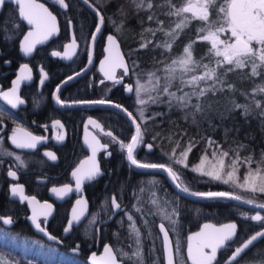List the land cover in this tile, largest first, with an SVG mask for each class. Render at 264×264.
Returning <instances> with one entry per match:
<instances>
[{"label": "snow or ice", "instance_id": "snow-or-ice-1", "mask_svg": "<svg viewBox=\"0 0 264 264\" xmlns=\"http://www.w3.org/2000/svg\"><path fill=\"white\" fill-rule=\"evenodd\" d=\"M8 2L10 0H0V11L4 9ZM14 2L17 5L19 17L32 27V30L28 31L27 35L23 37L22 43L23 52L26 55H31L37 44L43 43L56 34L57 18L43 4L37 3L36 0H14ZM85 2L87 3L89 0H85ZM112 2L113 0H102V5L106 6ZM54 3L59 4L63 8L69 7V3L66 0H54ZM130 3L137 13L141 11L148 12L147 20L156 24L155 28L143 29L140 48H148L152 44L154 49L161 48L170 53L173 44L179 39L184 30L191 26L193 21L199 22L195 29L197 37L196 40H192L185 45L182 52L174 56L169 62L159 61L163 67L156 71L148 73L141 71L138 73L135 71L138 67L137 61L131 60V71L135 74L136 80L134 84H128L127 91L134 93L135 104L141 106L138 109L139 115L134 116L133 112L120 104H114L113 106L121 109L130 118L134 125L135 134L130 136V142L127 143L123 140H117L113 137L112 132H108L107 135L113 137V140L119 143L122 150H126L127 160L132 165L143 170L163 171L175 187L182 192L201 198L243 199L244 203L253 204L258 208L264 209V202H258V196L264 194V151H261L257 160H254L252 155L241 157L239 151H234L230 156L229 151L223 150L218 142L210 136H201L206 147L201 150L202 155L199 156V163L190 169L193 173L230 185L233 189L249 192L252 194L249 197H242V195L233 191L191 192L181 179L179 171L174 170L172 165L142 162V160L137 159L135 154L140 145H145L149 150L154 147L153 143L145 144L144 135L146 129L142 127L141 121L147 124L148 121L156 116L164 117L167 115L164 112L146 115V109L150 105L166 104L169 111L173 109L181 110L184 112V119H191L193 124H197V117H204L206 110L211 108L210 98H216L218 95L223 96L225 92L234 96L239 91L229 80L230 73L250 66L251 73L246 79L257 76L264 78V0H180L179 4L175 0H130ZM90 6L93 7L98 16L99 25L102 26L104 24V14L101 12L100 7L94 3ZM154 8L166 9V11L161 13L162 15L176 18L171 28H164V21L159 19L155 12L152 11ZM118 11L122 17L125 16L122 6H118ZM9 23L6 20L3 22V26L0 27V31L4 33V40L11 39L8 33L18 27L14 22H11L12 26L9 27ZM113 23L115 22L113 21ZM141 23H143L142 20ZM123 24L124 20H121L120 25L116 28L117 32L121 30ZM100 26L95 28L96 33H100ZM158 32L162 33L166 39L163 42L153 43ZM145 34H148L151 38H146ZM90 39L95 41V36H91ZM107 40L110 44L109 55L101 64V71L108 80L114 83H121L124 77L129 76V63L125 59V54L120 51L116 37L108 35ZM197 40L207 42L210 45L207 52L199 58L194 56V45ZM75 46L76 42L73 37L72 44L68 45L70 51L64 53L65 57L71 58V50ZM132 51L135 52L138 49ZM53 55L59 56L60 53L56 52ZM128 56L131 58L132 52H129ZM118 69L123 70L120 77H117ZM25 79H32L27 65H24L21 69V76L16 81L17 87H14L11 92L2 93L3 98L12 107H17V105L24 103L17 95V88L20 81ZM69 79H72V77H69ZM173 87H175V91L171 90ZM58 91L59 89H57ZM240 94L243 96L249 95L245 92ZM57 101L61 104L65 103L60 100L59 96H57ZM77 103L113 104L110 100L78 101ZM229 103L232 105L229 109L230 114L235 110H242L241 114L246 119L252 115L253 109H259L258 115L261 118V127L264 128V83L255 85L254 91L251 93V103L247 101L238 103L235 99H231ZM226 118L224 116L220 117L221 125H223V121ZM89 123L95 124L96 121L90 119ZM56 124L60 125V122L56 121ZM60 126L62 127V125ZM97 127H99V124H97ZM209 127L216 126L209 121ZM230 131V129L224 128L225 136ZM157 136H160V133H157L152 139L155 140ZM57 138L63 140L64 136L60 135ZM42 139V137L33 136L32 133L17 126V129L12 133L11 143L16 148L33 149L36 147L37 142ZM93 140L94 142L89 145L92 149V156L81 162L79 167L71 173L75 177L77 190H80L85 180L91 181L102 175L96 160V153L99 148L107 147V145H100L95 138ZM196 143L197 141L189 139L185 149L180 152L179 156H177L175 148H173L171 153H164V155L169 157L172 164L183 165L184 169H188L187 158ZM178 146L177 142L176 147ZM240 147H243V145ZM208 149H212L210 155ZM8 154L11 155V153ZM46 155L52 160L57 159L56 155L51 152L46 153ZM16 159L20 161L18 167L24 164L20 156H16ZM253 164L256 166L253 167ZM241 167L245 168L242 175L239 174ZM8 175L13 178L17 177L16 172H9ZM149 183L156 185L158 182L150 181ZM52 191L58 197H64L72 192L73 189L71 185H65L63 188H53ZM144 191V188L140 189V192ZM11 194L12 196H19L21 201L29 200L34 205L31 219L37 229L45 232L46 229L41 226L39 217L44 216L47 218L51 214L52 205H39V209L35 207L39 202L35 196L29 198L24 195V186L22 184H15L11 188ZM110 203L117 210L122 207L115 197L110 199ZM148 203L155 206L156 212L154 214L160 216L161 221H168L172 226L171 230L178 231L176 228L178 220L174 218L179 215L178 206L172 207L171 212L168 211V207L174 201L165 200L161 202L160 197L153 191L150 194ZM76 205L77 207L72 210V218L67 224L66 231L72 228L73 222L78 223L86 211V201L84 199H78ZM135 211L144 215L153 214L151 209L145 210L141 207H136ZM127 219L131 222L129 224L130 235L134 237L135 249L126 252L122 248L114 250L112 246H106L103 256L97 257L93 255V264H146L141 231L136 226L132 214H127ZM250 219L262 222L261 230L256 231L255 234L244 240H234V237L237 236L236 223H227L220 227L205 224L200 232L189 236L187 257L191 260V264H220L217 261V255L221 250L224 252L230 251V255L225 258L223 264H264V249H255L254 246V242L264 238V216L257 213L251 216ZM0 220H3L5 224L14 223L11 217L0 216ZM94 222L95 216L88 221L89 226ZM144 224L147 227V221ZM159 229L163 233L167 264H174V250L172 241L169 239V229L165 228L163 222L159 224ZM50 238L56 239L52 236ZM250 246L254 249V257H260L258 262L254 257L249 258L243 255L246 250L250 249ZM175 251L176 253L180 251L178 240ZM0 264H3L2 259H0ZM8 264H13V262L9 259ZM152 264H158V261L153 259ZM176 264H183V262H176Z\"/></svg>", "mask_w": 264, "mask_h": 264}, {"label": "flooded vegetation", "instance_id": "flooded-vegetation-1", "mask_svg": "<svg viewBox=\"0 0 264 264\" xmlns=\"http://www.w3.org/2000/svg\"><path fill=\"white\" fill-rule=\"evenodd\" d=\"M37 1L43 3L56 16L59 30L54 37L36 45L31 55H26L23 52L22 43L23 37L32 27L19 17L17 5L8 2L4 9L0 11V27L3 26V22L6 20L10 22L9 27L12 26L11 22L18 25L8 33L11 39L4 40V33L0 31V216L11 217L14 221L12 224H5L3 220H0V234H4L7 238L9 236L15 237L16 240L23 241L27 245H35V247H37V244H42L57 251L61 249L65 251L71 260L89 264L87 257L90 253L97 255L102 251L105 244L112 246L109 239L104 237L106 229L108 232L111 231V228L113 230L123 229L131 223L125 215L128 204L126 194L122 192V177H127L130 183L133 184L136 183L138 172H150L162 174L169 184L170 182L160 171L136 168L127 160L126 150H122L119 143L113 140V137L117 140H123L121 132L128 131L130 136L134 135L133 125L124 113L108 104L77 103L78 101L110 100L113 104H120L124 108H127L128 105L133 107V115L138 116L134 94L127 91L128 84H134L136 76L131 71L130 61L122 45V51L129 63V76L124 77L121 83H114L105 80L99 70V63L104 57L105 37L109 33H114L106 31L103 25V29L93 41L91 48L90 37L94 35L97 17L94 29L85 34L73 28L70 10L71 3L74 0H66L69 3L68 8L61 7L59 4L54 3V0ZM76 1L81 3L79 0ZM84 7L86 6L84 5ZM152 11L160 19L164 9L154 8ZM148 14V12L144 14L137 13L133 7L132 20L134 23H132V27L134 32L138 30L139 26L141 31L145 28L156 27L153 21L147 20ZM143 15L144 20L142 21H144V24L140 20ZM158 34L162 33L158 32ZM71 35L75 38L78 46L75 54L71 50L72 54L69 59L65 57L64 53L70 51L69 48H65V45L70 42ZM146 35L148 36V34ZM85 36L86 41L83 40ZM115 36L117 37V35ZM131 49L143 50L144 48L134 45ZM56 52H59L60 55H53ZM135 54L136 51L133 53L134 57ZM135 59L133 58V60ZM24 65L28 66L32 79L20 81L17 95L24 103L12 107L3 98L2 93L11 92L14 87H17L16 81L20 78L21 69ZM86 67H88L87 70L78 74ZM122 71V69L117 70V77L121 76ZM69 77H72V79H69ZM57 89H59L58 92ZM57 96L65 103H59ZM149 114L150 112L147 111L146 115ZM121 117L128 123V127H125V124L123 125V130L120 127ZM90 119L96 121V123L90 124ZM56 121H59L62 127L57 125ZM112 122L114 125H111ZM97 124H99V127H97ZM17 126L32 133L33 136L42 137L43 139L39 140L33 149L16 148L11 143V136ZM108 132H112L113 137L108 136ZM60 135L64 136L63 140L57 138ZM130 136L123 141L130 142ZM89 138L98 139L100 145H107V147L99 148L96 153L102 175L91 181L85 180L80 190H77L75 177L71 173L90 155L86 146L93 143L94 140L90 141ZM146 143L151 142L145 141ZM140 150L148 154L154 151V147L149 150L145 145H140L135 153L137 159L142 160V162H150L148 159L139 157ZM49 152L55 154L57 159L52 160L47 156L46 153ZM8 153H11V155ZM16 156H20L21 160L24 161V164L20 167H18L20 161L16 159ZM9 172H16L17 177L9 176ZM15 184L24 186L25 196L29 198L36 197L39 204L35 207L38 209L39 205H52L51 214L47 218L40 216L39 222L46 229L45 233L55 237L57 241L46 238L45 233L36 228L31 219L34 205L29 200L21 201L19 196H12L11 188ZM65 185H71L73 191L64 197H58L52 191L53 188H63ZM170 186L172 187L171 184ZM172 189L178 193L173 187ZM112 197H115L117 202L121 203V209L117 210L111 205L110 199ZM103 198L106 200V204L101 205L100 202ZM78 199L86 201V214L81 217L78 223L73 222L72 228L66 231L67 224L72 218V210L77 207L76 201ZM215 199L235 203L239 207L236 209L238 211L223 220L205 219L200 221L193 229L185 233L184 239L180 242L182 248L178 252L179 255L178 253L176 255L169 233L173 244L175 264L180 261L183 264H189L185 254L187 235L198 231L204 222L217 225L228 222L236 223L237 236L234 237V240H244L255 234L256 231L261 230L262 222L251 220L250 217L257 213L264 216L263 209L245 207L223 198L196 200ZM93 216H95V222L89 226L88 221ZM155 221L157 228L159 223H164L158 217H155ZM90 228L94 232L91 240H89L87 234ZM254 246L255 249H264V238L254 242ZM228 255H230V251L224 252L221 250L218 252L217 261L223 264ZM243 255L253 258V247L250 246V249L246 250ZM25 256L36 258L34 254H25ZM254 259L258 262L260 257L255 256Z\"/></svg>", "mask_w": 264, "mask_h": 264}, {"label": "trees", "instance_id": "trees-1", "mask_svg": "<svg viewBox=\"0 0 264 264\" xmlns=\"http://www.w3.org/2000/svg\"><path fill=\"white\" fill-rule=\"evenodd\" d=\"M92 4H96L100 7L101 12L104 14V28L106 31H111L117 35L122 48L130 61L136 58L138 67L137 70L148 69L151 71H156L163 67L159 61L169 62L174 56L179 55L182 49L190 41L196 40L197 32L195 31L198 21H193L191 26L184 30L180 35L179 39L173 44L171 52H167L161 48L149 47L148 49L136 51L135 57L133 56L132 47L134 45H140L141 42V31L140 26L136 32L133 29V6L130 0H113L112 3H108L106 6L102 5V0H89ZM179 3L180 0H175ZM177 3V4H178ZM70 18L72 20L74 30L81 31L85 34L90 33L96 24V15L89 11L84 5L74 0L71 3ZM118 6H122L125 12V16H121L118 11ZM166 11V9H164ZM141 11V14H144ZM138 20L140 18H137ZM160 19L164 21V28L173 22L175 17H166L160 15ZM121 20H124L123 27L119 32L116 31L117 26L120 25ZM140 20H144V15ZM113 21L115 23H113ZM144 24V21L143 23ZM153 24V23H152ZM155 25V23H154ZM146 38L148 37L145 34ZM166 37L163 34L156 35L153 43L163 42ZM86 41V36L83 37ZM85 46V45H84ZM149 46H153L150 44ZM210 45L207 42L197 40L194 45V56L199 58L203 56ZM132 52L131 58H129L128 53ZM251 73V67L245 69H238L233 73L229 74V80L233 83L239 90L234 96H231L228 92H225L223 96L218 95L216 98L211 99V108L206 110V115L204 117H197V124H193L191 119H184V112L181 110L173 109L169 111L166 104H159L155 106L156 112L167 113L166 116L160 117L156 116L154 119L148 121L144 124L141 121L142 127L146 129L144 135V141L153 143L154 151L152 153H144L140 150L139 157L143 159H148L150 162L156 163H167L174 167V170H178L181 179L189 187L191 191H205V190H226L235 191L229 185H225L219 181H211L207 177L201 176L198 173H193L190 169L199 162V156L202 155V149L206 147L204 140L201 136H210L212 139L218 142L223 150L229 151L230 156L234 151H239L241 157L252 155L254 160L259 159V154L264 151V128L261 127L260 117L258 115L259 109H253L252 115L248 116L247 119L241 114L242 110H235L229 113V109L232 105L229 103L231 99H235L238 103H244L245 101L251 103V93L254 91V87L257 84L264 83V78L257 76L251 79H246V77ZM175 91V87L171 89ZM187 91V89H185ZM245 92L249 95L243 96L240 93ZM259 98V97H257ZM131 112L134 113L133 107H127ZM155 112V113H156ZM137 109V114H138ZM227 117L221 125L220 117ZM209 121L216 127H209ZM111 122V121H110ZM110 124V123H109ZM128 127V123L120 118V127L123 125ZM111 125H114L112 122ZM224 128H228L231 131L225 136ZM157 133L155 140L152 139ZM186 133V135H184ZM123 140H127L130 136L128 131L121 132ZM170 137V139H169ZM189 139L197 141L196 145L192 148V151L188 155L187 163L189 165L188 169L179 167L172 164L167 155L164 153H171L173 148H175L177 156L180 152L185 149L186 144ZM179 144L176 147V144ZM243 145V147H240ZM212 149H208L210 154ZM253 166H256L253 164ZM244 168V167H241ZM123 183L122 192L126 194V202L128 204V209L126 214H132L136 222V226L141 231V241L143 243V251L145 253L146 264H152V260L156 259L158 264H163L162 257V245L160 234L156 225L155 217L160 216L155 215L156 208L154 205L148 203L151 192H156L157 196L160 197L161 202L174 201V203L168 207V211L171 212L172 207L178 206L177 210L179 215L174 217L178 220L176 228L178 231H172V226L168 221H164L169 233L171 235L174 247H176L177 240L182 242L185 233L193 229L200 221L205 219L210 220H223L235 211H238V205L230 201L215 199V200H196L189 199L180 196L176 193L167 179L162 174L156 173H139L136 177V183H130L127 177H122ZM150 181H157L156 185L149 183ZM144 188V192H140V189ZM239 192V191H238ZM241 193V192H239ZM243 195V194H241ZM260 200L264 201V197H260ZM108 201V200H107ZM101 205L106 204L104 198L101 200ZM136 207H141L145 210L151 209L153 214L144 215L135 211ZM147 221V227H145L144 222ZM107 232V233H106ZM129 224L127 228L115 229L111 228V231L105 230V239H109L112 247L115 250L123 249L126 252H130L135 249L134 237L130 235ZM88 238L91 240L94 236L92 229H88ZM182 247H180L181 249ZM176 252V251H175ZM63 254L64 257L60 256ZM177 255V253H176ZM179 255V253H178ZM68 257L65 251L59 249L56 252L54 259L44 262V260L35 261L36 264H87L86 262H78L65 258ZM35 259V258H31Z\"/></svg>", "mask_w": 264, "mask_h": 264}, {"label": "rangeland", "instance_id": "rangeland-1", "mask_svg": "<svg viewBox=\"0 0 264 264\" xmlns=\"http://www.w3.org/2000/svg\"><path fill=\"white\" fill-rule=\"evenodd\" d=\"M172 26H173V22H171V24L168 26V28H171ZM168 28H166V29H168ZM141 71L143 73L151 72V70H148V69H142V70H139L137 72L139 73ZM135 80H136V78H135ZM136 105H137L138 109L141 107L138 104H136ZM150 106L146 109V113H147V111H149L150 114L155 113L156 112L155 106H157V105H150ZM138 115H139V113H138ZM226 163H227V160H226ZM177 166L183 167V165H177ZM253 167H255V166H253ZM244 171H245V168H240L239 174L242 175L244 173ZM207 178L211 181H214L209 177H207ZM234 190H235V191H233L234 193H237L240 195L243 194L242 195L243 197H249L252 195L251 193L246 192V191L241 190V189H234ZM205 191H216V190H205ZM205 191H202V192H205ZM238 191L241 193H239ZM260 197H264V194H260L258 196V202H264V201L260 200ZM0 240H1V243H0V259L3 260V264H8L9 259L13 262V264H36L35 261H37V260H44V262H47V261L54 259V257L56 256V252H57L56 249L51 248V247H45L42 244H37V247H35V245H27L23 241L16 240L15 237L13 238V237L9 236V238H7V236H5L4 234H0ZM25 254H34L35 257L38 259H36V258L31 259L29 257H26ZM60 256L64 257L63 254H60ZM65 258L71 260V258H69V257L65 256Z\"/></svg>", "mask_w": 264, "mask_h": 264}, {"label": "water", "instance_id": "water-1", "mask_svg": "<svg viewBox=\"0 0 264 264\" xmlns=\"http://www.w3.org/2000/svg\"><path fill=\"white\" fill-rule=\"evenodd\" d=\"M81 3H83L89 10H91L95 15H96V17H97V26H100L99 25V21H98V16H97V14L95 13V11H94V9H93V7H91L90 5L92 4L90 1L89 2H85V0H79ZM10 2H13V3H15L14 2V0H10ZM36 2L37 3H39V4H43V3H41V2H39V1H37L36 0ZM44 5V4H43ZM45 6V5H44ZM46 7V6H45ZM47 8V7H46ZM48 9V8H47ZM54 15V14H53ZM56 23H57V32H56V34L58 33V30H59V26H58V20H56ZM104 25V24H103ZM103 25L102 26H100V28H101V30L103 29ZM96 26V27H97ZM32 29H30L29 31H31ZM101 32V31H100ZM55 34V35H56ZM98 34L99 33H96V32H94V35L93 36H95V38L98 36ZM27 35V34H26ZM55 35H53V36H51L50 38H52V37H54ZM108 35H113V36H115L114 34H112V33H109V34H107L106 35V37H105V45H104V57L102 58V60L100 61V63H99V70H100V72H101V74H102V76L105 78V80H108L105 76H104V73L101 71V64L104 62V60H105V58L109 55V47H110V44H109V42H108V40H107V36ZM116 37V36H115ZM49 38V39H50ZM48 39V40H49ZM47 41V40H46ZM46 41H44V42H46ZM43 42V43H44ZM72 42H73V35H71V40H70V42L69 43H67L66 45H65V48H68V45H70V44H72ZM76 42V41H75ZM116 42H117V44L119 45V49H120V51L123 53V51H122V48H121V44H120V42H119V40L117 39V37H116ZM39 44H41V43H39ZM38 45V44H37ZM77 43H76V46H75V48L72 50V52H73V54H75V52H76V50H77ZM92 46H93V41L91 40V48H92ZM126 59V58H125ZM89 67V66H88ZM88 67H86V69H84L83 71H81L80 73H78V74H81L82 72H84L85 70H87L88 69ZM77 74V75H78ZM111 81V80H110ZM106 105V104H105ZM109 105V104H108ZM114 104H112V106H113ZM122 113H124L121 109H119ZM125 114V113H124ZM126 115V114H125ZM127 116V115H126ZM128 117V116H127ZM129 118V117H128ZM129 120H130V118H129ZM131 121V120H130ZM132 123V122H131ZM133 125V124H132ZM133 128H134V125H133ZM134 134H135V130H134ZM89 140L90 141H92L93 139L92 138H89ZM96 140H98V139H96ZM99 141V140H98ZM88 144V143H87ZM91 143H89L87 146H86V148L89 150V152H90V155L86 158V159H88L89 157H91L92 156V149H91V147H89V145H90ZM85 159V160H86ZM96 160H97V158H96ZM84 161V160H83ZM155 171H159V170H155ZM161 173H163L167 178H168V180H169V182H170V184L172 185V187L180 194V195H182V196H184V197H187V198H192V199H211V198H201V197H198V196H193V195H191L190 193H185V192H182V191H180L178 188H176L175 187V185L173 184V182L169 179V177L167 176V174L166 173H164L163 171H160ZM86 181H88V180H86ZM216 191H221V190H216ZM222 191H225V190H222ZM205 192H207V191H205ZM223 199H225V198H223ZM228 200H231V201H234V202H236V203H238V204H240V205H242V206H245V207H251V208H258V207H256V206H254L253 204H247V203H244L243 202V199L242 200H234V199H228ZM76 208V207H75ZM259 209H261V208H259ZM86 210H87V205H86ZM264 210V209H263ZM86 214V211H85V213H84V215ZM83 217V216H82ZM228 223H233V222H228ZM160 224V223H159ZM159 224H158V229H159ZM205 224H211V225H215L216 227H220L221 225H223V224H227V223H223V224H214V223H211V222H204V223H202L201 224V226H200V229L198 230V231H195V232H191V233H189L188 235H187V242H186V247H185V254H186V258H187V260H188V262H189V264H191V260L190 259H188V257H187V246H188V243H189V241H188V237L189 236H192V235H194L195 233H197V232H200L202 229H203V226L205 225ZM166 228V227H165ZM43 233V232H42ZM45 233V232H44ZM159 234H160V238H161V245H162V257H163V264H167V253H166V249H165V247H164V243H163V233L160 231V229H159ZM45 235H46V238H48V239H50V240H53V241H57V239H51L50 238V235H48V234H46L45 233ZM169 239L171 240V238H170V235H169ZM106 246H110L109 244H105L104 245V247H103V249H102V251L99 253V254H95V253H90V255L87 257V262L89 263V264H93V259H92V257H93V255H95V256H97V257H100V256H103L104 255V248L106 247ZM174 264H175V257H174Z\"/></svg>", "mask_w": 264, "mask_h": 264}]
</instances>
